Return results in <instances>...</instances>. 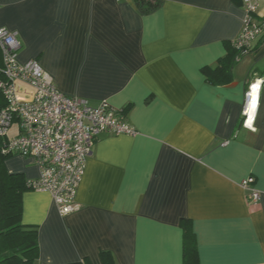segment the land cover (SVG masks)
<instances>
[{"label": "crops", "instance_id": "0c3cea01", "mask_svg": "<svg viewBox=\"0 0 264 264\" xmlns=\"http://www.w3.org/2000/svg\"><path fill=\"white\" fill-rule=\"evenodd\" d=\"M243 17L241 0H165L150 14L135 0H0L21 62L36 59L66 95L125 111L138 131L97 137L74 212L61 215L49 193L24 194L35 264H103L102 252L114 264H184L183 221L199 264H264V40L225 84L205 72L233 55ZM252 83L259 105L244 113ZM6 167L39 175L18 155ZM249 177L258 205L241 186Z\"/></svg>", "mask_w": 264, "mask_h": 264}, {"label": "built area", "instance_id": "2783aa9c", "mask_svg": "<svg viewBox=\"0 0 264 264\" xmlns=\"http://www.w3.org/2000/svg\"><path fill=\"white\" fill-rule=\"evenodd\" d=\"M241 1L243 28L233 41L239 50L237 60L264 39V15L260 14L264 0ZM0 49V92L5 100L0 109L3 152L24 157L38 168L39 175L28 179L31 191L49 193L65 216L79 208L77 191L97 137L102 133L134 136L138 131L127 122L125 111L108 101L92 105L86 98L66 95L36 59L21 62L17 32L0 28ZM254 86L248 87L244 113L253 103L255 112L258 108L261 85ZM255 182V177L241 182L251 205H258L262 196L253 186Z\"/></svg>", "mask_w": 264, "mask_h": 264}, {"label": "trees", "instance_id": "16d2710c", "mask_svg": "<svg viewBox=\"0 0 264 264\" xmlns=\"http://www.w3.org/2000/svg\"><path fill=\"white\" fill-rule=\"evenodd\" d=\"M135 1L142 14H150L158 10L165 0ZM232 48L234 50L233 55L224 61L220 67L213 71H205L211 83L221 85L232 79L239 55V50L233 45ZM2 65L3 58L0 49V68ZM3 106H5V100L0 92V109ZM11 156L14 155L3 152L0 143V264H35L40 250L39 231L36 226L25 225L22 222L23 197L31 189L24 174L8 171L5 162ZM182 227L184 232V264H199L195 233L187 221L182 222ZM102 260L103 264H114L110 252H102ZM72 264L88 263L83 261Z\"/></svg>", "mask_w": 264, "mask_h": 264}, {"label": "rangeland", "instance_id": "374dc122", "mask_svg": "<svg viewBox=\"0 0 264 264\" xmlns=\"http://www.w3.org/2000/svg\"><path fill=\"white\" fill-rule=\"evenodd\" d=\"M15 134H16V129L14 128V129H12L10 135L13 136V135H15ZM12 157H13V156H11L10 158H12ZM10 158H8V159H10ZM8 159H7V160H8ZM7 160H6V161H7ZM5 163H6V162H5Z\"/></svg>", "mask_w": 264, "mask_h": 264}, {"label": "bare ground", "instance_id": "6f19581e", "mask_svg": "<svg viewBox=\"0 0 264 264\" xmlns=\"http://www.w3.org/2000/svg\"><path fill=\"white\" fill-rule=\"evenodd\" d=\"M256 85V84H255ZM258 87V86H257ZM254 88H256L255 86H254ZM251 106V105H250Z\"/></svg>", "mask_w": 264, "mask_h": 264}]
</instances>
